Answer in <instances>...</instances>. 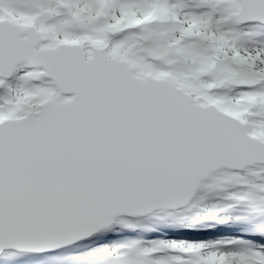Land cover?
I'll use <instances>...</instances> for the list:
<instances>
[{"label":"snow or ice","instance_id":"6c2138e0","mask_svg":"<svg viewBox=\"0 0 264 264\" xmlns=\"http://www.w3.org/2000/svg\"><path fill=\"white\" fill-rule=\"evenodd\" d=\"M0 264H264V0H0Z\"/></svg>","mask_w":264,"mask_h":264}]
</instances>
